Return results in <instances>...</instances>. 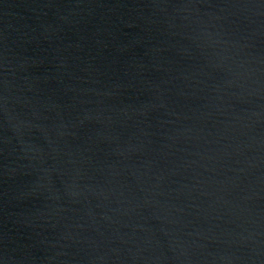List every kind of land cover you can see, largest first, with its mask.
Here are the masks:
<instances>
[{
	"label": "water",
	"instance_id": "water-1",
	"mask_svg": "<svg viewBox=\"0 0 264 264\" xmlns=\"http://www.w3.org/2000/svg\"><path fill=\"white\" fill-rule=\"evenodd\" d=\"M0 264H264V0H0Z\"/></svg>",
	"mask_w": 264,
	"mask_h": 264
}]
</instances>
